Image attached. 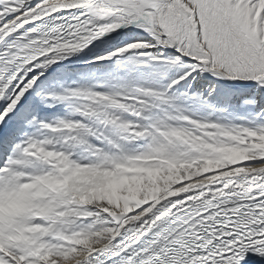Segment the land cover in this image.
I'll return each mask as SVG.
<instances>
[{
  "label": "snow or ice",
  "instance_id": "snow-or-ice-1",
  "mask_svg": "<svg viewBox=\"0 0 264 264\" xmlns=\"http://www.w3.org/2000/svg\"><path fill=\"white\" fill-rule=\"evenodd\" d=\"M256 4L251 0L248 7ZM235 7L236 0L220 5L211 0H0V151L7 157L0 176L4 169L16 168L17 153L28 148L34 130L51 123L45 108L83 93L66 87L67 82L86 78V70L99 65L139 70L153 78V94L164 99L181 93L213 100L232 92L222 86L229 81L251 84L254 96L245 102L259 104L264 98V23L257 31V24L238 17ZM12 8L18 10L9 11ZM49 36L54 39L45 47L64 43L70 50L58 58L53 54L33 59L31 42ZM257 118H264V109ZM238 131L249 144L258 143L255 138L264 136V124ZM239 166L260 169L248 178L255 190L235 202L230 227H217L215 236L205 234L210 243L201 239L188 250L179 245L158 250L129 244L117 235L98 244L91 233L99 228L89 217L83 222L88 247L52 237L45 238L48 245L6 243L0 248V264H43L40 257L48 255L62 264L50 247L61 244L60 252L76 249L71 264H189L194 256L202 258L200 264H264V158L250 156ZM89 210L111 219L100 209Z\"/></svg>",
  "mask_w": 264,
  "mask_h": 264
},
{
  "label": "rangeland",
  "instance_id": "rangeland-1",
  "mask_svg": "<svg viewBox=\"0 0 264 264\" xmlns=\"http://www.w3.org/2000/svg\"><path fill=\"white\" fill-rule=\"evenodd\" d=\"M250 2H237L234 11L246 23L255 22L258 31L264 23V1L254 8L248 7ZM222 86L240 94L247 90L227 81ZM66 87L84 91L45 108L51 123L34 130L28 148L17 153L16 168H6L0 176V190L18 194L25 187L19 203H31L18 215L21 218L10 222L9 236L17 243L30 244L29 235L51 226L48 236L58 240L61 228L64 241L75 245L76 237H86L83 222L89 217L101 227L118 225L126 214L176 185L242 164L250 156L264 158V136L249 144L238 131L264 124L252 104L218 107L206 97L196 100L181 93H169L171 98L164 99L153 94L157 85L150 76L111 65L87 69L86 78L74 77ZM82 113L87 115L81 121ZM69 124L73 126L66 127ZM248 180L242 179V185H250ZM99 202L122 207L123 212L101 209L111 217L103 218L89 210L98 209ZM59 246L53 245L57 250L53 254L67 258L72 248L60 252L63 245Z\"/></svg>",
  "mask_w": 264,
  "mask_h": 264
},
{
  "label": "bare ground",
  "instance_id": "bare-ground-1",
  "mask_svg": "<svg viewBox=\"0 0 264 264\" xmlns=\"http://www.w3.org/2000/svg\"><path fill=\"white\" fill-rule=\"evenodd\" d=\"M228 1L231 2V0ZM239 1L243 2L245 0H236V3ZM263 1L264 0H260V1L257 0V4L261 5ZM33 19L34 20L40 19V17H33ZM9 28H10L9 25H5V29H9ZM2 31H4V29H0V32ZM69 50L70 49L61 52H54L50 55L55 54V57L58 58ZM46 63H52V61H46ZM106 66L107 65H99L97 67L104 68ZM235 83L242 84V86H244L247 89L245 93L240 94L238 92L232 91L227 96L221 95L222 97H219L218 94L216 97L213 98V100L208 99L207 96L204 97H206V99L211 102L215 101V102L224 103L226 107L239 106L241 104H244L245 101L251 100L253 98L254 93L250 91L251 84H243L241 82H235ZM252 109L254 111H257L258 113L261 109H264V98H259V104L254 105ZM6 159L7 157L4 155L2 151H0V167L4 165ZM239 165L241 164L232 165L227 168L217 170L215 173L209 176L193 179L185 184L176 185L168 194H164L163 196L157 197L154 202L148 203L140 210L137 211L134 210L135 212L126 214L123 221L118 225H116L115 223H111L109 224V226L101 227L99 226V222L95 220L98 224L94 225V227L99 226L101 230L99 229L97 232L91 233L92 242L103 244L108 242V240L115 238L117 235H122L129 244H136L137 242H139L140 244L142 240L148 237L156 227L166 222L174 214L183 211L194 204L201 203L207 199H214L216 197L229 196L237 193H246L255 190L250 185H242L243 182L241 181L244 178L248 179V177L251 176L253 172L259 171L260 169L244 168V167H240ZM24 190H26L25 187H23L18 194H16V192H13L11 190H6V191L0 190V248H3L6 245V243H12V242L17 243L16 239L10 238L9 235L12 234L11 233L12 231L8 233V230L11 229L10 222H13L14 219H17L16 217L19 214H21V212H23V209L27 207L28 204L29 205L31 204V203H19L21 197L26 192ZM21 200H23V198ZM97 204H98L97 208L100 210L102 209V211L105 208H108L111 210H118L119 212H123L121 211L122 207L120 209L117 208L115 209V207L107 203L99 202ZM80 224L81 223H79L78 226ZM50 228L51 226L42 227L38 232H35L33 230L34 235H29L28 243L30 244L39 243L41 245H48L49 242L45 238L50 237L48 236L49 235L48 231H51L49 230ZM60 229L58 230V240L60 239L64 241L65 234L62 233V229L61 230ZM75 241H76L75 245L79 243L78 246L82 245L84 247H88L90 243L88 238L81 236L76 237ZM60 246L62 247V244ZM50 247L54 249L53 245H50ZM75 253H76V249L72 248L70 255L67 258H64L65 260L62 259V264H71V262L69 261V257ZM42 258L44 264H56V261L52 259L51 255L42 256ZM84 258L85 257H81V259ZM76 264H80V262L77 261Z\"/></svg>",
  "mask_w": 264,
  "mask_h": 264
},
{
  "label": "water",
  "instance_id": "water-1",
  "mask_svg": "<svg viewBox=\"0 0 264 264\" xmlns=\"http://www.w3.org/2000/svg\"><path fill=\"white\" fill-rule=\"evenodd\" d=\"M214 103L216 106L218 107H226V105L224 103H220V102H212ZM230 107V106H228ZM246 198V195L244 194H233V195H230V196H221V197H216L214 199H207L201 203H205V204H211V203H221V204H225V203H235L236 201H239V200H242ZM220 204V205H221Z\"/></svg>",
  "mask_w": 264,
  "mask_h": 264
}]
</instances>
